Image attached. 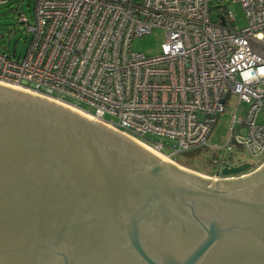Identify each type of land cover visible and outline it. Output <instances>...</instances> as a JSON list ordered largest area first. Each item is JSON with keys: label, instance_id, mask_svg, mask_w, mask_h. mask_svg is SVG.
I'll list each match as a JSON object with an SVG mask.
<instances>
[{"label": "water", "instance_id": "1", "mask_svg": "<svg viewBox=\"0 0 264 264\" xmlns=\"http://www.w3.org/2000/svg\"><path fill=\"white\" fill-rule=\"evenodd\" d=\"M249 170L190 171L0 83V264H264V162Z\"/></svg>", "mask_w": 264, "mask_h": 264}, {"label": "built area", "instance_id": "2", "mask_svg": "<svg viewBox=\"0 0 264 264\" xmlns=\"http://www.w3.org/2000/svg\"><path fill=\"white\" fill-rule=\"evenodd\" d=\"M11 1L20 0L0 6ZM229 2L240 6L245 28L230 25ZM21 3L32 8L29 18L17 15L28 46L23 55L0 50V83L102 121L170 161L214 151L213 178L248 164L231 162L237 152L264 155V125L256 122L264 114V0ZM155 29L165 37L159 52H134L133 40ZM242 104L246 113L232 114L226 141L210 144L226 107Z\"/></svg>", "mask_w": 264, "mask_h": 264}, {"label": "rangeland", "instance_id": "3", "mask_svg": "<svg viewBox=\"0 0 264 264\" xmlns=\"http://www.w3.org/2000/svg\"><path fill=\"white\" fill-rule=\"evenodd\" d=\"M226 8L235 19L230 25L236 26L239 29L245 28L247 21L240 6L229 2ZM31 11L32 8L28 7L26 3H21V0L19 4L11 1L7 5L0 6V50L8 51L11 55L14 52L16 55H23L25 53L29 35L22 25L17 24V15L19 12H22L29 18ZM164 38V32L155 29L141 38L134 39L132 42V50L145 55L157 54L160 45L164 42ZM246 110L247 106L245 104L238 107H234V105L226 107L225 112L219 117L218 123L209 137V143L212 145L223 144L226 141L228 129L231 125L232 114H236L237 118H243ZM256 122L264 125V114H259L256 117ZM216 157H218L216 152L206 150L198 151L194 154H181L178 157L172 158L171 161L182 168L211 177L217 171L213 165V160ZM263 157L264 155L258 158H252L240 151L231 155L229 159L231 162L245 159L251 166H256L262 161ZM261 164L253 167V169H256Z\"/></svg>", "mask_w": 264, "mask_h": 264}, {"label": "bare ground", "instance_id": "4", "mask_svg": "<svg viewBox=\"0 0 264 264\" xmlns=\"http://www.w3.org/2000/svg\"><path fill=\"white\" fill-rule=\"evenodd\" d=\"M164 158V157H163Z\"/></svg>", "mask_w": 264, "mask_h": 264}]
</instances>
